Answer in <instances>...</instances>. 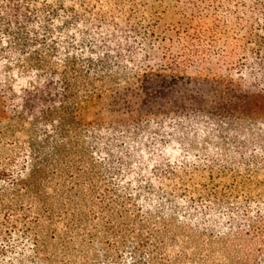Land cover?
Masks as SVG:
<instances>
[{
	"label": "trees",
	"instance_id": "1",
	"mask_svg": "<svg viewBox=\"0 0 264 264\" xmlns=\"http://www.w3.org/2000/svg\"><path fill=\"white\" fill-rule=\"evenodd\" d=\"M219 1L233 2L229 23L202 21L192 35L176 34L175 46L167 36H157L164 43L154 51L136 39L140 31L153 33L141 25L146 0H0V59L22 61L36 78L23 90L18 111L19 117L27 111L32 118L28 146L0 164V255L15 251L8 239L12 233L23 241L16 258L29 247L25 261L31 264H52L49 245L59 244L65 253L79 238V243L97 239L107 253L148 241L158 250L165 238H174L170 218L157 220L135 209V197L112 181L114 166L105 155L92 157L84 136L98 118L128 117L157 102L166 106L173 88L189 79L187 72L201 69L204 80L221 89L213 114L227 120L237 150L264 141L241 133L247 128L242 119L253 112L248 101L255 97L264 103V0ZM214 43L220 47L211 51ZM240 51L244 56L234 60ZM211 56L216 70L205 66ZM128 72L124 86L93 101L108 80ZM247 81L252 90L241 89ZM262 159L241 161L247 178L264 174V154ZM239 208L232 206L230 224ZM258 209L256 217L243 218L252 220L247 224L264 244V210ZM153 221L160 226L153 228Z\"/></svg>",
	"mask_w": 264,
	"mask_h": 264
},
{
	"label": "rangeland",
	"instance_id": "2",
	"mask_svg": "<svg viewBox=\"0 0 264 264\" xmlns=\"http://www.w3.org/2000/svg\"><path fill=\"white\" fill-rule=\"evenodd\" d=\"M146 1V17L141 25L153 33L140 31L136 39L154 51L164 43L157 36H167L175 46L179 37L176 34L192 35L195 25L202 21H209L210 25L218 19L229 23L227 9L233 4L220 5L219 0ZM219 47L214 43L209 49L215 51ZM241 56L244 51L234 60ZM217 65L216 58L211 56L205 66L216 70ZM186 75L189 79L173 88L171 102L166 106L157 102L151 107H139L128 117L109 121L98 118L94 129L84 136L89 154L95 158L105 155L104 161L114 166L116 177L112 181L135 197V209L157 220L160 216L170 218V235L174 238H165L158 250L148 241L138 247L136 243H127L117 253L105 252L97 239L79 243V238L72 241L65 253L59 244L49 245L52 264H264V244L247 224L252 220L243 218L256 217L258 208L264 210V174L249 173L247 178L248 172L241 162L263 161L264 141L259 137L264 136V103L253 97L246 105L253 112L242 119V123H247L242 135L255 134L259 142L237 150L230 141L235 124L230 130L233 134L229 135L227 120L213 114L221 91L217 83L205 81L201 69ZM128 77L130 73L108 80L101 97L93 101L124 86ZM35 79L22 61L0 59V164L18 158L28 146L32 118L27 111L19 117L18 111L23 90ZM247 88L253 89L249 81L241 87ZM163 174L166 177L161 179ZM235 204L240 205L239 215L230 224ZM152 223L153 228L160 226ZM8 239L15 251L0 255V264H31L25 261L30 253L28 245L21 258H16L23 241L16 239V233Z\"/></svg>",
	"mask_w": 264,
	"mask_h": 264
}]
</instances>
